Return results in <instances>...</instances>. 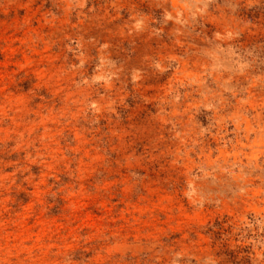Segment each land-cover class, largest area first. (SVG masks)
Instances as JSON below:
<instances>
[{
  "label": "rangeland",
  "instance_id": "rangeland-1",
  "mask_svg": "<svg viewBox=\"0 0 264 264\" xmlns=\"http://www.w3.org/2000/svg\"><path fill=\"white\" fill-rule=\"evenodd\" d=\"M0 264H264V0H0Z\"/></svg>",
  "mask_w": 264,
  "mask_h": 264
}]
</instances>
